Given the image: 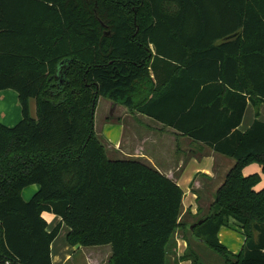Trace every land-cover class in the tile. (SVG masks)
I'll return each instance as SVG.
<instances>
[{
  "label": "trees",
  "instance_id": "16d2710c",
  "mask_svg": "<svg viewBox=\"0 0 264 264\" xmlns=\"http://www.w3.org/2000/svg\"><path fill=\"white\" fill-rule=\"evenodd\" d=\"M4 89L23 117L0 122V264H53L61 223L48 231L46 211L71 245L110 244V264H167L184 192L143 162L108 158L94 125L101 96L235 160L189 232L224 264H264V187L243 173L264 171V122L238 129L248 102L264 103V0H0ZM230 218L245 236L238 254L219 239ZM183 258L201 264L191 248Z\"/></svg>",
  "mask_w": 264,
  "mask_h": 264
},
{
  "label": "crops",
  "instance_id": "0c3cea01",
  "mask_svg": "<svg viewBox=\"0 0 264 264\" xmlns=\"http://www.w3.org/2000/svg\"><path fill=\"white\" fill-rule=\"evenodd\" d=\"M217 34L214 31L210 33V35ZM225 39H219L217 43ZM150 47L152 53L155 54L154 46L151 44ZM176 50L175 47L171 49V51ZM189 50L191 52V49ZM157 63V78L154 77L151 69L150 74L155 78V83L160 82L157 79H161L163 83L164 73L159 64L163 65L164 62L159 60ZM175 64L178 63L175 62ZM107 103L110 110L108 109L103 115L101 130L95 127V131L106 147L108 158L143 162L177 182L184 192L179 218L181 225L176 229L174 238L169 244L167 264H192L191 259L183 258L190 248L198 254L201 264H208V261H214L209 264H224L222 256L208 247L203 240L193 238L189 231L198 218L211 211L215 194L223 184L228 171L235 164V160L215 151L206 143L183 135L175 127L137 109L131 110L111 99H108ZM30 114L36 118L34 98L30 99ZM22 117L18 92L14 89L0 90V122L12 127ZM256 118L264 122V103L254 105L249 101L238 129L246 131ZM243 173L244 175L259 173L261 181L255 188L259 190L264 187V171L259 163L247 165ZM38 190L39 184L28 185L23 188L22 197L28 201ZM43 216L48 222V231H51L57 223H61L60 231L66 228L67 224L62 222L61 216L49 211L44 212ZM67 229L66 240L58 242V234L51 243L53 264H110L112 257L110 244L73 246L67 241L70 227L68 226ZM219 239L230 252L238 254L244 246L245 236L242 227L235 219L230 218L228 223L221 227ZM208 248L216 254L209 252ZM217 254L220 258L216 256Z\"/></svg>",
  "mask_w": 264,
  "mask_h": 264
},
{
  "label": "rangeland",
  "instance_id": "374dc122",
  "mask_svg": "<svg viewBox=\"0 0 264 264\" xmlns=\"http://www.w3.org/2000/svg\"><path fill=\"white\" fill-rule=\"evenodd\" d=\"M108 99L104 98V97H101L99 102H98V106L96 108V111H95V115H94V125L96 127V129H98L99 131L101 130V125L103 123V115L104 113H106V111L109 109L110 110V107H108V103H107ZM110 114V113H109ZM102 142V139L100 140ZM58 224V223H57ZM57 224H54L53 228L57 225ZM68 226L66 225V228L59 231V237H58V242H60L61 240H66V234H67V231H68ZM209 252H212L214 255L216 254L214 251L210 250L209 248L207 249ZM211 253V254H212ZM216 256L219 257V255L217 254ZM217 258V257H216ZM220 258V257H219ZM214 261H208V264L209 263H212Z\"/></svg>",
  "mask_w": 264,
  "mask_h": 264
},
{
  "label": "water",
  "instance_id": "95a60500",
  "mask_svg": "<svg viewBox=\"0 0 264 264\" xmlns=\"http://www.w3.org/2000/svg\"><path fill=\"white\" fill-rule=\"evenodd\" d=\"M201 222H202V220L198 221V223H201ZM195 224H196V223H194V224L191 226V229L194 228Z\"/></svg>",
  "mask_w": 264,
  "mask_h": 264
}]
</instances>
